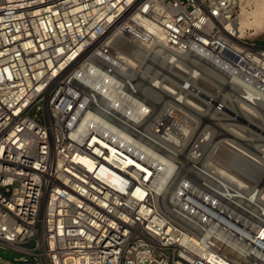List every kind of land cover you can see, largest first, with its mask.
I'll return each mask as SVG.
<instances>
[{
    "label": "built area",
    "instance_id": "2783aa9c",
    "mask_svg": "<svg viewBox=\"0 0 264 264\" xmlns=\"http://www.w3.org/2000/svg\"><path fill=\"white\" fill-rule=\"evenodd\" d=\"M237 2L0 0V249L19 254L0 264H264V238L244 245L224 215L239 211L221 196L220 153L195 144V159H169L168 178V159H131L143 62L194 65L213 82L210 141L226 136L220 122L246 124L224 89L264 106V45L235 36ZM139 17L162 51L137 53ZM231 235L252 255L221 240Z\"/></svg>",
    "mask_w": 264,
    "mask_h": 264
},
{
    "label": "bare ground",
    "instance_id": "6f19581e",
    "mask_svg": "<svg viewBox=\"0 0 264 264\" xmlns=\"http://www.w3.org/2000/svg\"><path fill=\"white\" fill-rule=\"evenodd\" d=\"M237 3L239 7L238 16L236 23L232 26V29L235 30V36L245 38L248 35V31H254V33H249L248 36L264 31V0H238ZM135 27H142L140 32L132 27L136 34L134 45L138 54L147 57L148 54L150 55L151 50L159 52L163 50L162 38L155 25L139 17L136 20ZM149 34L152 35L151 39H147ZM117 55L128 64L131 71H133V68L138 67L139 64L135 58L124 56L121 52H118ZM140 67L134 72H140V77L142 78H146V73H148L150 78H146V84L139 85L138 90L132 87L135 97L131 98V156L133 154L137 157L132 156L133 158L131 159H168L164 168L167 178L172 173L174 164L169 159H195L198 154L194 147L195 144L203 152L206 151V147L208 148L209 152H205V157H207L206 154L209 156L210 152L216 147L227 146L232 151V154L236 153L234 158L230 160L232 164L238 158L264 164L262 163L264 162L262 160L264 156L254 154L253 151L248 150L244 145L232 141L229 138V136H233V134H229L230 131L226 133L227 138L224 136L223 139L217 138L210 141L212 128L206 129L208 127L202 125L203 123L199 121L197 115L200 117L202 113L214 117L212 120H220L215 119L217 115L213 104L215 97L213 86L215 85L205 75L198 73L194 65L184 66L176 62L172 64L164 63V66L160 69L152 67L146 61ZM163 69H165V73L172 71L181 78L177 80H171L164 76L162 78H154L152 74L157 73V71L160 72V70L163 71ZM142 78H139V80ZM139 80L135 82V85L140 83ZM179 81L182 82L179 83ZM221 94H223L224 99H228L232 102V105L238 108L237 111L240 115H246L249 119H254L251 114L258 115L257 111H260V109L264 110V106L259 107V109L231 96L227 89H224ZM209 111L214 113L210 114ZM259 115L260 119L256 121L264 124V114L261 112ZM198 121L201 122L199 126H203L204 129L200 128L197 136L193 139V133L198 130ZM222 123L219 125L224 126L225 129L232 127L241 132L246 130L241 124ZM235 139L238 140L236 137ZM210 148L212 149L210 150ZM74 159L88 158L78 156ZM231 165L226 164L225 168L215 166L216 170L214 171L218 178L220 174L221 185L238 202L235 206V202L234 204L232 203V206L239 211L238 214L224 210V215L227 218L230 217L233 222L245 229L246 239L244 240V245L248 243L250 245L255 244L258 240L264 238V229H262L264 228V188L260 186L261 188L257 189L258 187L256 188L255 186L251 190H247L242 179L237 178L238 176L227 168ZM241 170L240 172H242ZM227 213H229L228 216ZM233 238L237 241H234ZM221 240L230 247L238 249L242 255H252L253 253L250 248L247 249L241 246V239L233 237V235L229 236L228 239L223 237Z\"/></svg>",
    "mask_w": 264,
    "mask_h": 264
},
{
    "label": "rangeland",
    "instance_id": "374dc122",
    "mask_svg": "<svg viewBox=\"0 0 264 264\" xmlns=\"http://www.w3.org/2000/svg\"><path fill=\"white\" fill-rule=\"evenodd\" d=\"M252 32L254 33V31H248L247 33L249 35V33H252ZM248 35H247L248 38L245 37L244 39L255 41L257 44L264 45V31H261V32L259 31V33L258 32L255 33L254 34L255 36L254 35L253 36H248ZM164 77L169 78L171 80H177L178 78H181L179 75H176L172 71L170 73L168 72V73L164 74ZM180 82H182V81H179V83ZM144 83L146 84L145 81H143V82L140 81V83H137L136 85L134 83L131 86L133 87V89L136 88L135 90H138L139 85H143ZM204 90H205V88H204ZM202 98H204V97H202ZM231 109H232V107H231ZM212 113H214V112L213 111L210 112V114H212ZM206 116L207 115H204L202 113L200 114V117H199V115H197V117L199 118V121H201L202 117L204 118ZM238 116L243 117V119L247 120V122H245L246 123L245 125L241 124L244 127V130L246 129L244 131L245 133L241 132L239 130H236V129L232 128V127H229V128H227V133H229V131H230L229 134H231V135L233 134V136H229V138L232 141L238 142V144H240V145H244L248 150L253 151L254 154H257V155L259 154L261 156H264V124H262L261 122L256 121L255 119H251V118L249 119V117H247L246 115H242L241 114V115H238ZM210 119H214V117L210 116ZM215 119H219L217 117V115L215 116ZM200 123L201 122H199V124H198L199 129L204 126L205 122H202L203 123L202 127L199 126V125H201ZM207 123H209V122L207 121L205 124H207ZM221 123L222 122H220L219 124H221ZM198 131L193 133V135H194L193 139L197 136ZM227 137L225 136V138H227ZM235 137L238 140H236ZM223 138H224V136L223 137L221 136L219 139H223ZM211 149L212 148H210V150ZM215 149H213L210 152L211 156L215 152H216V155H218L220 153V155H218L219 156L218 159H220L221 162H224V160H225V161L229 162L227 165H231L232 164V161H230V160L234 158V155L236 153L232 154V151L227 146H223V147L219 146V147H216ZM228 149H229V151H228ZM261 150H262V152H261ZM262 160H264V159H262ZM262 163H264V162H262ZM257 164L258 163L253 162V161H251L249 159H243V158L240 159V158H238V159H235L233 161V164L231 165L232 167L230 166V167H227V168L229 169L230 172H234L235 175L238 176L237 178H240V180L242 179V182L246 185L247 190H251L255 186H256V188L258 187L257 189H260L261 187L264 188V164L259 163L260 165L258 164V166H257ZM240 170L243 173L240 172ZM247 180H248L249 183L247 182ZM226 192H227L226 188L222 186L221 194H223V195H221V196H223L225 198V200H227L231 204L232 203L234 204V202H235L234 206L237 205L238 202L236 201V199L233 198L230 194H228V192L227 193ZM18 257H19V254L14 252V251H11V250H8V249H0V258H2L4 260H10L11 261V260L17 259Z\"/></svg>",
    "mask_w": 264,
    "mask_h": 264
}]
</instances>
